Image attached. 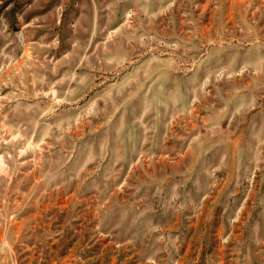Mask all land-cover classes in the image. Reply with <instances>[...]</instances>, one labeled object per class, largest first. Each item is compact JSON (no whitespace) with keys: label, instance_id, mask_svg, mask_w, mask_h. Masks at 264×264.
Returning <instances> with one entry per match:
<instances>
[{"label":"rangeland","instance_id":"1","mask_svg":"<svg viewBox=\"0 0 264 264\" xmlns=\"http://www.w3.org/2000/svg\"><path fill=\"white\" fill-rule=\"evenodd\" d=\"M0 264H264V0H0Z\"/></svg>","mask_w":264,"mask_h":264}]
</instances>
